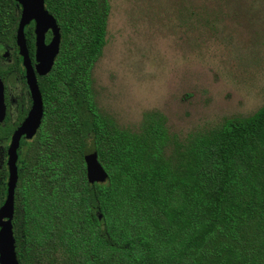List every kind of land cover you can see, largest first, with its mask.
<instances>
[{
	"label": "trees",
	"instance_id": "obj_1",
	"mask_svg": "<svg viewBox=\"0 0 264 264\" xmlns=\"http://www.w3.org/2000/svg\"><path fill=\"white\" fill-rule=\"evenodd\" d=\"M45 5L62 41L52 71L38 78L40 130L19 151L13 220L19 263L264 264V106L185 141L158 112L146 113L138 131L123 129L100 111L93 87L107 44L109 0ZM18 9L14 0H0V47L16 49L0 64L8 109L0 148L31 107L29 93L15 99L6 86L24 72ZM26 42L34 63L33 27ZM90 149L108 174L105 184L88 181ZM7 178L1 168L0 208Z\"/></svg>",
	"mask_w": 264,
	"mask_h": 264
},
{
	"label": "rangeland",
	"instance_id": "obj_2",
	"mask_svg": "<svg viewBox=\"0 0 264 264\" xmlns=\"http://www.w3.org/2000/svg\"><path fill=\"white\" fill-rule=\"evenodd\" d=\"M109 2L107 44L93 87L100 111L121 128L138 131L146 113L158 112L185 141L264 106V0ZM5 51L0 48V64L9 61ZM23 70L6 85L15 99L28 97ZM8 146L0 148L7 174Z\"/></svg>",
	"mask_w": 264,
	"mask_h": 264
},
{
	"label": "water",
	"instance_id": "obj_3",
	"mask_svg": "<svg viewBox=\"0 0 264 264\" xmlns=\"http://www.w3.org/2000/svg\"><path fill=\"white\" fill-rule=\"evenodd\" d=\"M22 8V16L16 36L20 56L26 69V83L31 93L32 106L27 117L15 130L7 149V197L0 208V264H20L16 252L13 220L15 215V195L19 181V150L23 139L32 141L38 134L44 117V102L39 87V77L47 76L53 69L61 47V29L57 20L46 9L45 0H15ZM36 23V65L29 55L25 29ZM51 31L53 39L46 44V34ZM9 52L4 59H8ZM5 84L0 78V126L7 118ZM87 176L90 184H105L108 174L99 162L98 153L90 149L85 153ZM101 220L102 217L100 216Z\"/></svg>",
	"mask_w": 264,
	"mask_h": 264
},
{
	"label": "flooded vegetation",
	"instance_id": "obj_4",
	"mask_svg": "<svg viewBox=\"0 0 264 264\" xmlns=\"http://www.w3.org/2000/svg\"><path fill=\"white\" fill-rule=\"evenodd\" d=\"M15 1V0H14ZM16 2V1H15ZM18 4V13L20 14V19H19V23H20V20H21V16H22V11H23V8H22V6L19 4V3H17ZM19 23H18V26H17V32H18V28H19ZM33 27V29H34V35H35V37H36V33H35V29H36V23L35 22H32L29 26H27L26 27V29H25V37H26V31L28 30V29H30V28H32ZM16 36H17V34H16ZM52 39H53V34H52V32L51 31H49L47 34H46V44L48 45V44H50V42L52 41ZM16 47H17V50H18V54H19V56H20V53H19V48H18V46H17V41H16ZM28 47V46H27ZM1 49L2 48H5V53H7V52H9V54H10V56H11V54L13 53V52H15L16 51V49L14 48V50L15 51H10L7 47H6V45H3L2 47H0ZM36 50H37V48H36ZM29 51V50H28ZM11 52V53H10ZM5 55V54H4ZM30 55V54H29ZM35 55H36V53H35ZM10 56H9V58L8 59H5V60H9L10 59ZM21 57V56H20ZM31 58V57H30ZM3 59H4V56H3ZM21 59H22V66H23V68L25 69V67H24V63H23V58L21 57ZM32 60V59H31ZM32 63H33V61H32ZM33 65L35 66L36 65V57L34 58V63H33ZM26 70V69H25ZM39 80V79H38ZM27 84V83H26ZM28 87V86H27ZM28 91H29V88H28ZM5 93H6V87H5ZM29 95H30V99H31V93H30V91H29ZM31 106H32V100H31ZM31 108V107H30ZM30 111V110H29ZM28 115V114H27ZM25 120V119H24ZM21 125V124H20ZM22 141H27L26 139H23ZM21 148V147H20ZM20 151V150H19ZM19 168V167H18ZM7 182H8V180H7ZM7 197V196H6ZM15 206H16V195H15Z\"/></svg>",
	"mask_w": 264,
	"mask_h": 264
}]
</instances>
